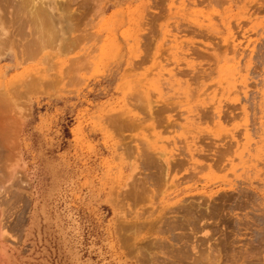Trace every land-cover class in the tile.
I'll return each instance as SVG.
<instances>
[{
	"label": "rangeland",
	"instance_id": "374dc122",
	"mask_svg": "<svg viewBox=\"0 0 264 264\" xmlns=\"http://www.w3.org/2000/svg\"><path fill=\"white\" fill-rule=\"evenodd\" d=\"M0 106V264H264V0H0Z\"/></svg>",
	"mask_w": 264,
	"mask_h": 264
},
{
	"label": "bare ground",
	"instance_id": "6f19581e",
	"mask_svg": "<svg viewBox=\"0 0 264 264\" xmlns=\"http://www.w3.org/2000/svg\"><path fill=\"white\" fill-rule=\"evenodd\" d=\"M9 1V0H8ZM14 2V1H13ZM9 3V2H8ZM214 3H215V1H214ZM218 3V2H217ZM10 4V3H9ZM13 4L14 3H12V7H14L13 6ZM10 5H8L9 7H10ZM235 52V51H234ZM221 53V52H220ZM212 58V57H211ZM18 116L16 117V115H10V114H8V112H7V110H5L2 106H0V164H2V166H1V168L3 167V165L5 164L6 165V163L7 162H9V161H11L12 160V158H14V156H15V151H14V149H15V147H11V145L10 144H8L9 142H11L12 140V138L11 137H13V135L15 134V131H16V129H17V127L19 128V124H18ZM15 136V135H14ZM11 138V139H10ZM9 140V141H8ZM11 140V141H10ZM13 141H14V139H13ZM145 163V162H144ZM9 165V164H8ZM8 165H7V167H8ZM14 165H12V166H10L9 165V167H8V174H10V175H13V170H14V167H13ZM6 167V166H5ZM6 170V169H5ZM2 171V170H1ZM1 173V172H0ZM192 176H193V174H192ZM191 179V178H190ZM1 187V186H0ZM190 203V202H189ZM185 206V205H184ZM176 207V206H175ZM183 207V206H182ZM190 208V207H189ZM181 209V207L179 206V208H178V210H180ZM187 209V208H186ZM171 210H172V208H171ZM182 210V209H181ZM174 211H176V210H173V212ZM175 213H177V211L175 212ZM152 215V214H151ZM165 217V216H164ZM194 217V216H193ZM192 217V218H193ZM191 218V219H192ZM182 219V218H181ZM180 219V220H181ZM190 219V218H189ZM196 219V218H195ZM184 220H187V218H184ZM203 220V219H202ZM172 221V220H171ZM188 221V220H187ZM182 221H180V223H181ZM188 223H189V221H188ZM193 223V222H192ZM182 224V223H181ZM178 225V224H177ZM180 225V224H179ZM188 225V224H187ZM200 225V224H199ZM181 226V225H180ZM192 226V225H191ZM193 227V226H192ZM176 228H177V226H176ZM181 228V227H180ZM176 231V230H175ZM161 233V232H160ZM182 237V236H181ZM180 238V237H179ZM183 238V237H182ZM152 242H153V240H151ZM161 241V240H160ZM163 242V241H162ZM156 243V242H155ZM208 243V242H207ZM172 245V244H171ZM173 248V247H172ZM180 250V249H179ZM198 252V251H197ZM1 254V253H0ZM198 254V253H197ZM171 256H173V255H171ZM182 256V255H181ZM175 257H176V255H175ZM180 257V256H179ZM183 257H185V256H183ZM201 257V256H200ZM175 259V258H174ZM180 259H182V258H180ZM202 259V258H201ZM213 259V258H212ZM216 260V259H215ZM182 261H184V260H182ZM177 262V261H176ZM0 263H1V261H0ZM178 263V262H177ZM203 263H204V261H203ZM179 264H180V262H179Z\"/></svg>",
	"mask_w": 264,
	"mask_h": 264
}]
</instances>
